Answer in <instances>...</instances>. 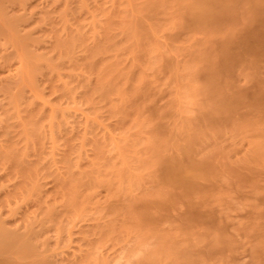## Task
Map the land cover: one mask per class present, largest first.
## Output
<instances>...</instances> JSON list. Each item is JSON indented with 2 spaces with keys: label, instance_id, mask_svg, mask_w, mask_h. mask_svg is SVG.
<instances>
[{
  "label": "rangeland",
  "instance_id": "rangeland-1",
  "mask_svg": "<svg viewBox=\"0 0 264 264\" xmlns=\"http://www.w3.org/2000/svg\"><path fill=\"white\" fill-rule=\"evenodd\" d=\"M185 3L0 0V232L31 241L0 258L264 264V54L244 53L264 14L201 29ZM233 32L245 56L223 71ZM211 91L248 97L219 122ZM186 138L216 169L188 192L160 163Z\"/></svg>",
  "mask_w": 264,
  "mask_h": 264
},
{
  "label": "bare ground",
  "instance_id": "bare-ground-1",
  "mask_svg": "<svg viewBox=\"0 0 264 264\" xmlns=\"http://www.w3.org/2000/svg\"><path fill=\"white\" fill-rule=\"evenodd\" d=\"M187 3V2H186ZM185 3V5H187V6H184L185 8H186V10H185V12H187V14H188V19L192 22L191 23V25L193 24V23H195V24H193L194 26H196L197 27V25H199V28H203V29H207L208 27H207V25L208 24H210L211 25V23H212V26L211 27H213V22H216V26H218L217 24H218V22L217 21H222V22H225V23H223V24H225V27L226 28H228L227 26H226V22H227V24L229 23H235V24H237V23H239L240 21V19L239 20H237V17H239L240 15H238V11H239V9H241L240 7L241 6H244V5H249V8H246L247 10L246 11H248L249 10V12H246V15H247V13H252V15L250 16V14H248L249 16H250V18L253 16V18L256 16V14L258 13V16L260 15V13L261 14H264V0H193L192 2H190V0H189V4H186ZM182 8L183 7H181V10H182ZM185 8H183V10L185 9ZM242 11L243 10H245V9H241ZM184 12V11H183ZM184 12V13H185ZM241 12V11H240ZM244 12V11H243ZM245 13V12H244ZM186 13H185V16L187 15ZM239 14H241V13H239ZM247 15V16H248ZM249 16H248V18H249ZM257 16V17H258ZM186 19H187V16L185 17ZM262 18V19H261ZM263 18H264V16H261L260 17V20H263ZM255 19H256V17H255ZM188 20V21H189ZM236 20L237 21H239V22H236ZM250 20V19H249ZM257 20V19H256ZM190 21L188 22V23H190ZM253 21H254V19H253ZM252 21V22H253ZM211 22V23H210ZM222 22H219V25L220 26H222L221 25V23ZM254 23V22H253ZM252 23V24H253ZM204 26H206V27H204ZM214 26H215V24H214ZM224 26V25H223ZM231 26V25H230ZM239 26V28H240V26L241 25H238ZM261 27L260 28H256V30H254V28H253V30H247V31H249V32H251L250 33V39L249 38H247V35H245L246 36V38L248 39L247 41L245 40V39H242L241 38V35H237V36H240V37H238L240 40H245L246 42H245V49L246 50H244V53H245V51L247 52V53H250V55H249V57H251L252 56V54L253 55H256L257 57H261L263 54H264V21H263V23H262V25H260ZM210 27V26H209ZM232 27V26H231ZM256 27V26H255ZM198 28V27H197ZM218 28H220V27H218ZM250 27L248 26V28L247 29H249ZM229 29V28H228ZM231 30V29H230ZM237 30V29H236ZM235 29H234V31H236ZM232 31V30H231ZM227 33V32H226ZM230 33V32H229ZM235 32H233V33H231V34H229V35H227L226 37H225V35H224V37H225V39L224 38H221V40L223 41H221L220 42V44H222L221 46H222V54H221V56L222 55H224V57H223V62H221V64H218V66L219 65H221V68L220 69H224V70H227V69H230L231 67H233V66H231V65H233L232 63L234 62H236V61H238V59L240 60V59H242L243 60V58L242 57H244L245 55H243L242 56V54H240V53H243V50L240 52V50H239V52L237 53H234L233 52V50H235V49H238L237 47L235 48V47H232L233 45H234V43H236L237 42V40H236V34L238 33H235ZM225 34V33H224ZM243 37H244V35H243ZM245 38V37H244ZM239 39H238V41H239ZM236 40V41H235ZM240 44H242V42L240 41V43H239V45L236 43L234 46H238V47H240L241 45ZM220 46V47H221ZM242 47H243V44H242ZM241 47V48H242ZM232 48H234V49H232ZM244 48V47H243ZM231 49H232V51H231ZM243 53V54H244ZM246 54V53H245ZM246 56L248 57V55L246 54ZM218 59L220 58V57H217ZM262 58V57H261ZM216 61H218V63H220L219 62V60H216ZM215 63V62H214ZM214 63H213V65H214ZM213 65H209V67L211 66V67H213ZM216 66H217V64H216ZM208 67V66H207ZM207 67H206V69H207ZM217 68V67H216ZM209 69V68H208ZM211 69V68H210ZM213 69H215V65H214V67H213ZM219 69V68H218ZM219 69V70H220ZM232 69V68H231ZM216 70V69H215ZM223 70V71H224ZM221 71V70H220ZM222 71V72H223ZM217 72V71H216ZM215 72V73H216ZM228 72V71H227ZM217 73H219V72H217ZM224 73H226V72H224ZM204 75L206 76V74H205V72H204ZM209 75V74H208ZM208 75H207V77H208ZM213 76H215V75H213ZM207 77H205L206 78V80H207ZM214 78V77H213ZM210 78L208 77V80H209ZM212 80V79H211ZM216 81V80H215ZM214 81V82H215ZM210 82V81H209ZM212 83V81L209 83V84H211ZM213 84H215L214 86H216V82L215 83H213ZM259 85V84H258ZM263 86V85H262ZM259 87V86H258ZM211 88V87H210ZM209 88V89H210ZM260 89H258L254 94H255V101L253 102V103H250V105L252 106V107H255L256 108V106H258L259 108H260V106L261 105H263V107H264V87H262L261 88V86L259 87ZM208 89V90H209ZM224 92V91H223ZM243 92H245V91H241V93H243ZM236 93H238V92H236ZM235 93V94H236ZM210 94V93H209ZM228 94V93H227ZM226 93L224 94V93H221V91L218 93V92H212L211 91V98H209V99H214V103H213V105H214V108H213V110L211 111V113H209V112H207L210 116H211V118L214 120L215 118L217 119V118H220V117H216V113H217V115H219L218 113L220 112V113H226L227 115H229L228 113H230V114H232L233 115V111H237L238 110V107L240 108V106H242V104H244V102L243 101H245V100H247V99H245V98H247L248 96H244V94H243V96H240V94L236 97H230V96H228ZM248 95V93L247 92H245V95ZM254 94H252V95H254ZM207 95V94H206ZM234 96V95H233ZM210 97V96H209ZM245 97V98H244ZM252 99V98H251ZM254 99V98H253ZM246 102V101H245ZM242 103V104H241ZM255 103H256V105H255ZM254 104V105H253ZM257 107V108H258ZM212 109V108H211ZM264 110V109H263ZM233 112V113H232ZM235 114V113H234ZM229 117V116H228ZM263 117V116H262ZM205 118H210V117H208V115H206L205 116ZM212 119H209V121L210 120H212ZM213 120L210 122V123H212L213 124ZM219 122H220V119H217ZM216 123V122H215ZM216 124H219V123H216ZM215 124V125H216ZM221 124V123H220ZM213 127H214V124L212 125ZM211 126V127H212ZM196 134H198V133H196ZM196 134H195V136H196ZM199 134H201V133H199ZM189 135H193V134H189ZM198 136V135H197ZM202 135H200V137H201ZM187 137H189V136H187ZM187 140L189 139L190 140V142H189V140H188V144L187 145H185V146H182V147H180V146H177L178 148H179V151H180V153L181 154H178L177 152V154L178 155H180V156H175V154H174V157L175 158H172L171 156V158L172 159H168V158H170V157H168V158H166L167 160L165 161V160H163L162 161V159H161V162L160 163H162V171H161V177L163 178V180H164V182H169L170 183V185H172V184H174V185H176V186H179V187H181V188H183L185 191L187 190V192L189 191V190H191V189H195L194 191H196V188H195V186H196V182H197V179L199 180V177H207L208 178V176H213L214 174H216V169H215V167L212 165V163L210 162V161H208L207 159H203V158H201V160L200 159H197L196 157H193V156H195V155H192L193 154V139L192 138H186ZM200 139V138H199ZM193 141V142H192ZM174 143V142H173ZM176 145H178V144H176ZM176 145H175V143H174V146L176 147ZM192 145V146H191ZM261 147H262V145H260ZM260 146H259V148H260ZM192 147V148H191ZM264 147V146H263ZM258 149V148H257ZM176 151H178L177 149H176ZM258 151H259V149H258ZM257 151V152H258ZM196 158V159H195ZM167 180V181H166ZM169 183H168V185H169ZM198 184V183H197ZM174 185H172V186H174ZM175 186V187H176ZM198 188V187H197ZM191 192V191H190ZM185 193V192H184ZM23 236L22 235H20L19 233H15V232H12V231H9V230H5V229H3V231L2 232H0V253H6V252H9L12 248H14V246H17V245H19V244H21V246H23L24 248H29L30 247V245H29V243L31 242H27L26 241V239L28 240L29 238H26V239H24V238H22ZM20 248V247H19ZM18 247H16V249L18 250L19 249ZM23 248V249H24ZM32 248V247H31ZM16 249H14V250H16ZM19 250H21V249H19ZM187 250H188V248H187ZM13 251V250H12ZM24 251H25V249H24ZM183 251H184V249H183ZM189 251V250H188ZM191 251V250H190ZM189 251V252H190ZM20 252H23V251H19V253ZM185 252H186V250H185ZM184 252V253H185ZM192 252V251H191ZM177 253L179 254L180 252L179 251H177ZM176 253V255H178ZM2 254V255H3ZM132 254H134V253H132ZM132 254H129L130 256L132 255ZM181 255V253L179 254V256ZM185 255V254H184ZM134 256V255H133ZM133 256H131V259H132V257ZM179 256H176V258L177 257H179ZM127 257V256H126ZM153 257V256H152ZM162 257H163V255H162ZM188 256L186 255V258H187ZM191 257H193V255L191 256ZM122 258V257H121ZM119 259V262H116V264L118 263V264H122V262H123V258L122 259ZM130 258V257H129ZM156 258V257H155ZM180 258H182V257H180ZM194 258V257H193ZM1 260H0V264H15V262L14 261H12L11 259H7V258H4V259H2V258H0ZM175 259V258H174ZM179 259V258H178ZM177 259V260H178ZM184 260H182L183 261V263H187L188 264V262L186 261V262H184L185 261V257L183 258ZM189 258H187V260H188ZM120 260H122L121 262H120ZM125 263L127 262V259L125 258ZM176 260V259H175ZM194 260V259H193ZM196 260V259H195ZM141 261V260H140ZM197 261L198 260H196L195 262V264H198L197 263ZM143 262V261H142ZM171 262H174L173 264H175L176 262L175 261H172V259H171ZM190 262H192V263H194V261H191L190 260ZM124 263V264H125ZM141 263V262H140ZM144 263V262H143ZM143 263H141V264H143ZM182 263V264H183ZM192 263H189V264H192ZM147 264V263H146ZM177 264H179V260H178V262H177Z\"/></svg>",
  "mask_w": 264,
  "mask_h": 264
}]
</instances>
